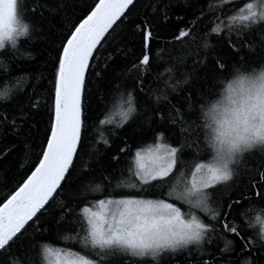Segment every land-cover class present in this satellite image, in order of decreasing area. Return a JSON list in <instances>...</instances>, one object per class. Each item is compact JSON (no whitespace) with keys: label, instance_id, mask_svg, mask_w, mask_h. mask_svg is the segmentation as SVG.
<instances>
[{"label":"trees","instance_id":"1","mask_svg":"<svg viewBox=\"0 0 264 264\" xmlns=\"http://www.w3.org/2000/svg\"><path fill=\"white\" fill-rule=\"evenodd\" d=\"M19 2L21 22L28 24L29 34L16 38L15 46L7 42L0 49V202L38 162L49 127L61 42L98 0H39L41 7L36 12L32 11L33 0ZM248 2L252 0H136L131 12L121 18L123 22H117L120 26L114 35L120 37L118 44L104 45L91 61L83 89V140L64 190L56 195L48 211L35 221L16 246L0 255V264H16V249L20 245L36 244L41 249L40 264H43L42 249L47 246L56 251L71 249L95 255L96 250L85 248L75 239L80 227L77 202L86 200L95 206L99 196L96 185L109 173L115 190L136 191L126 186L134 179L129 174V166L134 172L135 153L155 147L157 134L161 136L158 142L176 146L182 152L178 153L176 169L168 178V185L155 182L156 187L151 192L159 195L183 185L196 163L211 161L213 154L204 142L200 126V106L214 95L217 79L227 76L231 69L264 63V22L243 27L241 22L228 19L241 14ZM145 17L155 29L151 40L152 68L147 71L137 63L142 42L136 25L145 24ZM186 26H191L188 28L191 35L174 40V34ZM116 47L121 51L108 61L112 67L105 70V57ZM137 77L143 82V90L138 84L133 91ZM129 91L138 100H133L136 110L124 121L120 113L127 108L125 93ZM32 104L37 107L31 108ZM156 110L159 113L154 115ZM100 119L105 122L100 124ZM120 148L125 150L120 152ZM113 156L117 159L113 160ZM232 169V179L216 186L219 191L210 196L209 207L217 208L215 201L221 196L240 198L244 193L245 198L251 197L252 202L241 199L238 215L230 221L252 241L249 250H243L238 238L223 231L211 213L189 210L182 204L184 211L210 226L202 245H190V250H183L174 257L162 254L156 260L149 256L136 258L120 254L113 264H186L189 259L195 264L196 259H207L210 254L220 264H264V240L260 239L261 225L256 221L258 215L264 220V202H256V194L261 189L255 186L261 183L260 173H264V149L245 153ZM108 183L103 181L104 185ZM144 197L153 198L148 191ZM65 204L73 213L61 219L60 207ZM83 206L86 205L80 207ZM58 219L62 227L58 226ZM37 226L42 231H38ZM211 226H216V230L212 231ZM48 229L52 240L56 241L54 245L41 240L42 236H49ZM227 240L232 243L226 249Z\"/></svg>","mask_w":264,"mask_h":264},{"label":"snow or ice","instance_id":"2","mask_svg":"<svg viewBox=\"0 0 264 264\" xmlns=\"http://www.w3.org/2000/svg\"><path fill=\"white\" fill-rule=\"evenodd\" d=\"M135 4L136 0H98L62 40L55 65L49 127L41 145L38 162L30 174H27L26 178H23L22 182H19L0 202V255L16 246V242L33 227L35 221L40 220L48 211L56 195L64 190V185L75 168V159L79 157L78 146L83 140L85 121L82 119L81 96L91 61L104 45L118 44L120 37L114 35L120 26L117 21L122 23L121 18L126 12H131ZM40 7L39 0H33L32 11L36 12ZM21 11L19 0H0V49L4 48L5 40L15 46L16 38L29 34L28 24L21 22ZM23 11L27 12L26 6ZM145 19L147 21L145 24L136 25L142 42L137 63L143 66L142 70L147 71L152 68L151 40L155 29L151 20L147 17ZM228 19L230 22H241L243 27L264 22V0L245 3L241 14L232 15ZM189 27L191 26L180 29L178 34H174L173 39L181 40L190 36ZM212 31H215L214 27ZM119 51H121L119 47L113 48L105 57V70L112 67L108 61ZM138 84L143 90V82L137 77L133 83V91ZM125 94L127 108L120 114L122 119L127 121L136 110L133 100H138V97H134L132 91ZM30 107L36 108L37 105L32 104ZM158 113L159 110H156L154 115ZM98 122L103 124L105 121L100 119ZM12 128H16L15 121ZM160 139V134H157L155 137L157 142L155 148L150 149V162L147 165L142 162L141 152L135 153L137 161L135 171L133 172L129 166V174L134 176V179L126 186L136 191L115 190L111 184L112 174L109 173L102 176L101 183L96 185L99 196L96 198L95 206L86 200L77 202L80 227L75 233V239L85 248L96 250L95 255L61 249L55 255L64 259H58L57 264H113L120 254L136 258L149 256L156 260L162 257V254L165 256L171 254L173 257L182 254L183 250H190V245L200 246L206 239L210 226L196 215L186 214L182 204L197 208L205 214L211 213V217L217 220L223 231L238 238L243 250H249L248 246L252 241L242 234L240 227L234 226L230 221H234L238 215L241 199L252 202L251 197L245 198L244 193L240 194V198L225 199L221 196L215 201L220 211L209 207L210 196L219 191L216 186L233 177V169H229L220 158L214 157L213 163L208 165L196 163L190 178H186L182 187L171 188L168 192L162 191L159 195L151 192V189L156 187L155 182L168 185V178L176 169L178 153L182 152V149L176 146L158 142ZM124 150L119 149L120 152ZM112 159L115 160L117 157L113 156ZM104 180L109 183L104 185ZM260 180L261 183L255 185L261 189L256 194L257 203L264 202V173H260ZM146 191L153 198H145ZM81 205L86 206L81 208ZM72 213L69 205L60 207L61 219H67ZM256 221L261 225L260 239L264 240V220L258 215ZM57 224L62 227L60 219L57 220ZM37 230L42 231L39 226ZM211 230L215 231L216 226H211ZM48 231L49 236H42L41 240L54 245L56 241L52 240L51 230ZM231 243V240H227L225 248L227 249ZM42 252L45 256L52 254L53 247H44ZM16 256V264H40L42 258L41 249L36 244L18 246ZM186 264H192V260H187ZM195 264L220 262L210 254L207 259L203 257L196 259Z\"/></svg>","mask_w":264,"mask_h":264},{"label":"clouds","instance_id":"3","mask_svg":"<svg viewBox=\"0 0 264 264\" xmlns=\"http://www.w3.org/2000/svg\"><path fill=\"white\" fill-rule=\"evenodd\" d=\"M199 120L204 142L229 169L245 153L264 149V63L236 66L218 78Z\"/></svg>","mask_w":264,"mask_h":264},{"label":"rangeland","instance_id":"4","mask_svg":"<svg viewBox=\"0 0 264 264\" xmlns=\"http://www.w3.org/2000/svg\"><path fill=\"white\" fill-rule=\"evenodd\" d=\"M8 41L7 40H5V43H7ZM155 147H153V148H151V149H154ZM142 154V162L144 163V164H148L149 162H150V149L149 150H147V151H145V152H142L141 153ZM214 161V160H213ZM213 161L211 160L208 164H211V163H213ZM134 164H135V168H136V165H137V161H136V156H135V160H134ZM208 164H204V165H208ZM174 195V194H173ZM186 205V204H185ZM187 206V208L190 210L191 208L188 206V205H186ZM193 209H197V208H193ZM185 212H187V214H189V215H193V213H191V212H188V211H186L185 210ZM57 251L56 250H53V253L52 254H49V255H47V256H45L44 255V264H57V262H58V259L59 260H63L64 259V257H57L56 255H55V253H56Z\"/></svg>","mask_w":264,"mask_h":264},{"label":"bare ground","instance_id":"5","mask_svg":"<svg viewBox=\"0 0 264 264\" xmlns=\"http://www.w3.org/2000/svg\"><path fill=\"white\" fill-rule=\"evenodd\" d=\"M252 2H258V0H252ZM83 99V98H82ZM147 150H149V149H145V150H142V151H140L141 153L142 152H145V151H147ZM134 160H135V156H134ZM212 161L214 160V155L212 156V159H211ZM135 165V164H134ZM183 185H179V186H177L176 188H179V187H182ZM174 194V193H173ZM175 195V194H174ZM43 256V264H44V254L42 255Z\"/></svg>","mask_w":264,"mask_h":264},{"label":"water","instance_id":"6","mask_svg":"<svg viewBox=\"0 0 264 264\" xmlns=\"http://www.w3.org/2000/svg\"><path fill=\"white\" fill-rule=\"evenodd\" d=\"M118 22V21H117ZM115 26V25H114ZM84 89V88H83ZM82 98H83V90H82V96H81V102H82Z\"/></svg>","mask_w":264,"mask_h":264}]
</instances>
